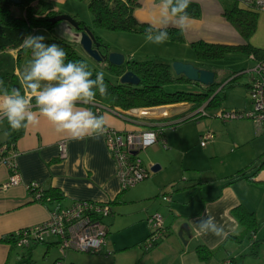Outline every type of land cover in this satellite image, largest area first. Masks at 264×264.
<instances>
[{"label":"crops","instance_id":"1","mask_svg":"<svg viewBox=\"0 0 264 264\" xmlns=\"http://www.w3.org/2000/svg\"><path fill=\"white\" fill-rule=\"evenodd\" d=\"M37 1L33 0L32 4ZM45 1L52 4V1L57 0ZM136 1L138 4L134 8L133 14L139 22L150 26H159L162 23L161 0ZM191 1L199 5L201 13L198 18L190 17L187 22L188 27L181 30L184 41L180 44L190 46L192 42L199 40L230 45L243 43L239 33L222 15L221 0ZM52 7L57 11L53 4ZM260 14L264 19V12L258 13V15ZM167 22L168 27L177 28L174 26V18L168 17ZM65 26L67 27L65 32L71 39L69 41L76 42L75 29L73 28V30L67 25L61 28L64 30ZM56 27L57 25L54 30ZM39 29L42 28H37L35 31ZM90 29L93 35L98 37L94 29ZM140 36H143L140 37L143 38L142 44L146 43L145 35ZM59 37L64 38L63 36ZM64 39L67 40V38ZM165 43L170 45L174 41L168 40ZM142 44L139 47H142ZM138 48L131 51L135 53ZM123 49L124 47L119 48L118 51L121 53L128 50ZM17 55V49L0 52V78L12 73L17 76L21 85L20 73L31 60L32 53L21 55L19 60ZM148 55V52L142 54L143 57H148ZM172 59L190 63L198 68L209 69L214 72V80L219 81L214 68L202 66V61L197 60L194 53L187 59ZM244 88L246 90V87ZM22 89L24 93L27 91L23 87ZM195 90L200 89L196 87ZM201 107H194L191 103H179L129 110L117 108L121 110L119 114L107 110L100 114L105 117L106 127L120 132L162 126L161 138L163 141H158L145 149L149 150L157 148L159 144H166L169 137H164V128L188 118L180 117L182 111L197 112ZM34 111L37 110L34 109ZM195 119L197 120L198 117ZM238 120H226L222 124L211 121L210 128L207 130L213 135L208 146L218 147L219 152L207 148L205 151L208 153H204L215 158L216 161L218 160L219 164L228 170L213 174L212 178L204 180L202 177L197 178L198 182L196 183L188 182V177L171 180L169 183H160L156 177H152L149 181V184L159 191L158 195L163 196L162 199L167 202L166 216H162L166 235L153 248L144 250L141 257L143 264H224L225 262H228L227 264H264V166H260L264 163V136L258 134L252 120ZM5 128V120L0 121V145L6 140ZM203 134L202 131L199 133L201 139ZM62 140L66 142L64 158L58 156L57 148L58 142ZM200 146L206 148L207 144ZM15 151L14 164L17 167L20 183L6 189L0 187V238L12 234L17 229L42 223L48 218L50 209L55 206L67 207L72 202L83 199L110 202L112 205L121 193L115 164L107 151L103 136L99 139L75 140L65 133H58L51 122L43 116H38V123L26 128L23 135L16 141ZM147 157L152 161L149 154ZM165 166V164H161L159 170ZM242 169L244 176L236 178L238 171ZM188 170L201 171L197 166L188 167ZM9 173L7 166L0 163V184L7 180ZM31 181L39 183L43 189L49 187L59 189L63 193L62 199L49 205L32 201V195L24 187ZM194 185L199 186V195L197 192V195H192ZM166 188L167 190H165ZM204 191L208 194H205ZM238 206H243L248 211L254 212L258 221L257 230L252 236V241L256 240L253 246L251 240L245 239L241 243H237L233 239V236H237L244 230V226L233 214V209ZM205 210L215 217L218 224L224 227L227 238L221 239L212 234L197 235L194 222L198 221L200 217H204ZM169 216L172 217V220L167 221ZM183 223L186 224V228L182 227ZM171 229L178 233L181 230V236L179 234H177L179 237L170 235ZM107 230L109 233L108 225ZM107 239L108 236H106ZM40 245L43 246L40 250L43 264H55L58 259H51L49 254L53 250L60 254V251L55 239L51 240V238L44 243H37L28 248L0 241V264H29ZM198 245H204L214 251L209 260L202 261L198 258L196 253ZM26 257L29 258V261L21 262ZM65 257L66 252L63 257L59 258L62 264H64Z\"/></svg>","mask_w":264,"mask_h":264},{"label":"rangeland","instance_id":"2","mask_svg":"<svg viewBox=\"0 0 264 264\" xmlns=\"http://www.w3.org/2000/svg\"><path fill=\"white\" fill-rule=\"evenodd\" d=\"M224 1L232 3L231 0ZM52 2L56 10L62 12L61 14H66L74 17L76 20L83 21L87 26L94 29L99 40L106 45L109 52L120 53L118 50L123 47L124 49H128H123L124 51L120 53L124 56L125 61L142 60L145 58L171 63L172 61H181L172 58L187 59L193 56L191 46L180 44V42H174L170 45L167 43L155 45L147 42L142 44L143 38L140 37L143 36L140 35L143 34L111 31L105 28L95 27L92 14L88 7V0H57ZM12 10L14 14L19 15L20 11L17 8L13 7ZM64 25L72 28L67 21H59L53 33H49L44 29L36 31L34 29L31 36L40 35L44 38L63 36L67 40H71L69 34L61 28ZM76 42L75 49L77 53L86 61L89 69L95 75L97 72L103 71L105 78L112 83H117L120 80L119 77L106 68V64L91 58L78 44V38ZM250 43L255 47L264 49V19H262L261 14L258 15L257 26L250 38ZM140 44H142V47H139ZM134 48H138L135 53L131 51ZM145 52H148V57L142 56ZM254 65L255 61L249 55L239 51L227 53L219 59L202 61V66L214 68L217 72L218 80L227 78L232 72H240V75L237 77L238 83L225 87L220 91L219 96H221L222 100L218 105L205 107V116H200L199 112L192 110L182 111L183 113L181 112L180 117H188V119L185 122L181 121L182 123L178 122L177 124L164 128V137H169L165 145L159 144L157 148L143 150L139 153L143 164L149 169V176L136 185L123 190L120 197L112 203L111 214L103 219L109 227V233L107 235L106 245L101 253L91 254L67 250L66 257L63 260L64 264H143L141 260L142 254L144 253L142 243L151 230L147 216L158 212L161 216L165 217V211L167 210V202H164L165 199H162L163 196L158 195L159 191L152 184H149V181L152 177H156L160 183H169L171 180H181V178L188 177V182L196 183L198 182L197 178L200 179L202 177L203 180L209 177L212 178L213 174L228 170V168H223L218 160L216 161L215 158H211L204 153H208V151H205L207 148L215 152H219V149H217L218 147H214V145L208 146L210 144H208L209 141L206 143L207 147L202 148L200 146L201 136H199V133L201 131L205 133L210 128L209 123L211 121L219 124L225 123L217 117L220 111H242L252 107L251 100L248 97L243 83L249 78V70ZM195 88L196 86L189 83L174 82L169 84L166 90L196 92ZM197 117L198 119L196 120L195 118ZM241 120H247V118H242L238 121ZM147 154H149V158L152 161L148 159ZM154 164H165L166 166L162 167L159 171L152 172L150 167ZM193 166H197L201 171L188 170V167ZM193 189L192 195H197L196 192L198 195L200 194L199 186L194 185ZM204 192L208 194L206 191ZM168 220H172V217H167ZM177 234L178 231H172L171 229L170 235L179 237ZM51 240H54V238H51ZM38 248L29 264H43L42 254H40L43 246L40 245ZM49 257L51 259L61 258L59 252L56 250H53L49 254Z\"/></svg>","mask_w":264,"mask_h":264},{"label":"trees","instance_id":"3","mask_svg":"<svg viewBox=\"0 0 264 264\" xmlns=\"http://www.w3.org/2000/svg\"><path fill=\"white\" fill-rule=\"evenodd\" d=\"M32 1L33 0H20L19 4H13L10 0H0V52L17 49L18 60L21 58V55L29 52L31 53L30 49L26 50L22 46L23 40L30 36L32 31L37 28H42L47 30L49 33H53L54 27L59 21L52 22L51 18L61 14V12L55 11L52 4L48 1L38 0L35 4H32ZM221 1L223 7L222 15L236 29L243 39V43L239 45H230L208 43L203 40L192 42L190 46L196 59L201 61L215 60L224 57L227 53L238 51L244 52L247 55L252 54L255 59H264V49L255 47L250 43V38L257 26L258 13L242 8L234 1H232V3H227L224 0ZM137 4L136 0H88V7L92 14V20L95 27H101L111 31H124L145 35L146 30L150 25L139 22L135 18L133 11ZM13 7L20 11L19 15L13 13ZM187 12L191 18H198L201 13L199 5L192 1L187 9ZM76 22L79 25V31L84 27L90 29V27L83 21L76 20ZM75 31L77 30L75 29ZM167 31L170 35L169 41H184L180 29L168 27ZM94 37L96 41L99 42V53L106 56L109 53L108 48L99 40L98 37L95 35ZM44 43L57 44L63 47L67 52L68 60L86 62L75 49L77 42L53 36L51 38H45ZM100 62L106 64V68L117 77H120L125 71H132L139 78V82L136 85L124 84L121 83L120 80L117 83H112L110 80L105 78V83L108 85V98H101L97 92L96 104L88 106L95 112L96 105H99L102 109H100L101 111L97 113L98 115H100V113L104 110L114 108L129 110L179 103H191L194 107L202 106L204 108L210 105H218L222 100L221 96H219L220 91H222L225 87L233 86L238 83L237 77L240 75V72H232L227 78L219 81L214 80L212 84L204 86L198 82L188 80L183 75H174L171 71L170 63L160 60H127L120 66L113 65L106 59ZM95 76L96 75L93 73L92 78H95ZM249 78L246 83H243L246 90L249 85ZM0 80L5 82V87L20 88L22 94H24L19 80L14 74H6L2 76ZM174 82L189 83L198 87L200 90L196 92L187 90H166V87ZM236 111L245 112L247 110ZM187 119L188 118L182 121ZM5 124V131H9L10 129L6 120ZM24 130L25 129H21L20 131L11 132V135L6 136L5 142L0 145L5 146L1 157L8 160L13 159V156L11 157V155L16 153L15 143L18 138L23 135ZM260 166H264V163ZM242 172L243 169L238 171V174L235 177L244 176V172ZM122 191L123 190H121L120 194H122ZM29 192L32 195V191ZM62 197L63 193L57 188L49 187L47 189H43L41 187L39 200H35L32 196L31 199L32 201L49 205L59 202ZM119 197L120 195H118L117 199ZM58 207L59 206H55L53 208ZM233 214L244 226L243 232L237 236H233V239L237 243H241L245 239L252 241L253 233L256 232L258 227V221L254 212L248 211L243 206H238L233 209ZM0 241L11 242L14 244L12 234L1 237ZM255 243L256 240H253L251 245L253 246ZM196 253L200 260L207 261L214 254V251L209 250L204 245H198L196 247ZM28 261L29 258L26 257L24 260L22 259L21 262Z\"/></svg>","mask_w":264,"mask_h":264},{"label":"clouds","instance_id":"4","mask_svg":"<svg viewBox=\"0 0 264 264\" xmlns=\"http://www.w3.org/2000/svg\"><path fill=\"white\" fill-rule=\"evenodd\" d=\"M190 3L191 0H161L162 23L147 28L146 42L161 45L170 39L168 17L174 18L175 27L185 30L190 19L187 12ZM44 39L30 35L23 40L24 49L32 53L20 73L21 86L27 90L24 94L20 88L5 87V82L0 80V121L6 120L10 129L4 135L34 126L38 116H43L58 133L72 139H99L108 131L105 117L84 106L96 104L97 92L101 98H108L104 72L99 71L92 78L93 72L86 62L68 60L63 47L46 44ZM194 223L197 235L227 238L224 227L206 210L204 217Z\"/></svg>","mask_w":264,"mask_h":264},{"label":"built area","instance_id":"5","mask_svg":"<svg viewBox=\"0 0 264 264\" xmlns=\"http://www.w3.org/2000/svg\"><path fill=\"white\" fill-rule=\"evenodd\" d=\"M238 6L257 13L264 12V0H231ZM255 61L254 67L249 70L250 78L247 88L248 97L251 100L252 107L245 112L220 111L217 117L223 121L247 118L256 125L258 134H264V59H255L252 54L249 55ZM102 109L99 105L95 107V113ZM107 111L119 114L121 110L107 109ZM197 112L200 116H205L204 107ZM103 135L105 145L111 156L116 169V176L119 181L120 190L128 189L149 176V169L143 164L139 153L163 141L162 126L147 128L136 131H116L113 128ZM213 138L210 131L202 135L200 145H205ZM58 156H66V142L59 141L57 144ZM5 146H0V163L7 166L10 173L6 181L0 184L2 189L14 186L20 183L19 174L14 164L16 153H13V159L8 160L1 157ZM27 191H32V197L39 200L41 195V186L35 181L24 185ZM111 214L110 202H98L94 200H76L67 207L52 208L49 211L48 218L42 223L17 229L12 233L14 244L19 247H30L37 243H44L49 238H54L60 251L61 257L67 250L86 252L92 254L101 253L106 245V236L108 233L107 224L103 219ZM148 223L150 233L143 241V249L150 250L157 245L166 235V229L163 217L154 212L149 215ZM225 262L224 264H227ZM55 264H62L57 260Z\"/></svg>","mask_w":264,"mask_h":264},{"label":"water","instance_id":"6","mask_svg":"<svg viewBox=\"0 0 264 264\" xmlns=\"http://www.w3.org/2000/svg\"><path fill=\"white\" fill-rule=\"evenodd\" d=\"M13 4H19L20 0H10ZM52 22L58 21H67L70 26L76 29L75 32L76 39L78 38V44L80 47L94 60L96 61H104L105 59L116 66L123 65L126 61L124 60V56L118 52H109L106 56L102 55L98 51L99 42L96 41L92 31L84 27L79 31V25L76 20L66 14H58L51 18ZM171 71L174 75H183L190 81L198 82L204 86L210 85L214 82V72L205 69L198 68L190 63H184L181 61H172L170 63ZM120 82L124 84L136 85L139 82V78L130 70L125 71L120 77ZM160 165L155 164L150 167L152 172L158 171ZM186 228V224L182 226ZM181 230L179 231V235L181 236Z\"/></svg>","mask_w":264,"mask_h":264}]
</instances>
